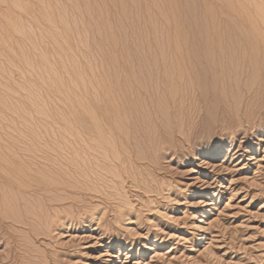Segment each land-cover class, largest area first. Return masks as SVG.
Returning <instances> with one entry per match:
<instances>
[{"label":"rangeland","instance_id":"obj_1","mask_svg":"<svg viewBox=\"0 0 264 264\" xmlns=\"http://www.w3.org/2000/svg\"><path fill=\"white\" fill-rule=\"evenodd\" d=\"M0 213V264H264V0H0Z\"/></svg>","mask_w":264,"mask_h":264},{"label":"bare ground","instance_id":"obj_2","mask_svg":"<svg viewBox=\"0 0 264 264\" xmlns=\"http://www.w3.org/2000/svg\"><path fill=\"white\" fill-rule=\"evenodd\" d=\"M113 114H114V113H113ZM115 117H116V116H115ZM3 167H4V166H3ZM1 171H2V170H1ZM2 173H3V172H2ZM14 173H15V172H14ZM10 175H11V174H10ZM19 177H20V176H19ZM4 209H5V208H4ZM3 213H4V212H3ZM9 214H10V213H9ZM9 217H10V216H9ZM9 217H8V218H9ZM8 218H7L5 215H3V214L0 213V225H1L2 227H3V226L5 227V224H6V223L8 224V222H9V221H7ZM12 218H13V217H12ZM9 219H10V218H9ZM10 220H11V219H10ZM14 222H15V221H14ZM9 223H10V222H9ZM15 223H16V222H15ZM16 224H17V223H16ZM11 225H12V223H11ZM13 225H14V224H13ZM6 226H7V225H6ZM4 227H3V228H4ZM3 228H2V229H3ZM7 228H9V227H7ZM5 229H6V227H5ZM3 230H4V229H3ZM6 231H7V229H6ZM6 231H5V232H6ZM3 232H4V231H3ZM2 234H3V233H0V238L3 237V238L5 239V242H4V243L7 244L8 246H9V245L11 246V245L13 244V241H15V240L13 239V234H12V233H11V234L8 233V234H9L8 238H6V236L4 237V235H2ZM5 235H6V234H5ZM3 238H2V239H3ZM16 243H17V241H16ZM15 245H17V244H15ZM12 249H14V252H15V246H14L13 248H11V250H12ZM12 252H13V251H12ZM12 252H10V253H12ZM14 254H15V253H14ZM17 255H18V254H17ZM11 256H12V255H11ZM14 256H15V257H14ZM7 257H8V256H7ZM17 258H19V257H17L16 254L13 255L12 258H11L12 263H15V261L17 262V261L19 260V259L17 260ZM2 261H3V260H2ZM6 261H7V260H6ZM11 261H10V262H11ZM9 264H10V263H9Z\"/></svg>","mask_w":264,"mask_h":264}]
</instances>
